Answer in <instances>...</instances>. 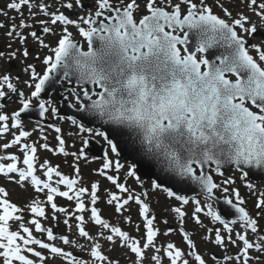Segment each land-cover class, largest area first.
Masks as SVG:
<instances>
[{
  "label": "snow or ice",
  "instance_id": "snow-or-ice-1",
  "mask_svg": "<svg viewBox=\"0 0 264 264\" xmlns=\"http://www.w3.org/2000/svg\"><path fill=\"white\" fill-rule=\"evenodd\" d=\"M230 2L214 0L222 15L206 0H90L88 4L56 0L55 11L44 0L7 3V9L20 16L19 24L13 23L7 31L8 37L25 44L27 37L20 30L31 28L27 21L42 14L46 19L36 23L56 39L50 45L37 31L28 33L48 50L42 58V74L32 64L25 68L29 80L24 84L30 94L16 87L13 79L18 78L0 75V137H12L0 144V152L5 153L0 155V177L24 192L31 188L45 195L20 206L0 186V264H48L49 258L61 264H121L120 257L105 254L117 248L126 250L123 256L130 264H164L165 258L168 264H209V260L264 264L260 225L264 191L250 211L232 177L220 183L215 178L223 177V170L231 166L255 195L256 186L248 178L264 176V0H239L251 16L244 11L234 14L227 6ZM85 9L86 15L76 11ZM0 15L8 13L0 9ZM4 55L0 52V57ZM16 55L8 53L10 58ZM22 55L28 57L29 50ZM54 84L63 88L61 99L73 115H59L55 98L42 97ZM5 103L18 107L8 114L3 111ZM34 113L40 119L31 131L26 130ZM49 115L69 121L76 129L69 135L79 138L77 151L67 150L60 126L40 123ZM48 129L56 133L55 146L45 134ZM33 132L40 134L39 141L31 140ZM94 137L102 138L105 146L102 156L91 157L101 161L95 175L112 186L104 189L103 202L129 226L132 218L124 213L134 204L140 220L135 231L143 228L140 236L102 215L97 206L102 199L99 179L87 186L83 183L79 162H89ZM13 147L19 155L7 151ZM40 150L71 156L72 173L65 174L48 159L41 161ZM129 157L135 162L128 164L121 178L125 168L121 159ZM138 165L155 177L150 190H143ZM129 178L142 190L129 186ZM154 193H162L167 201L160 207L163 219L152 206ZM57 198L74 207L58 205ZM61 217L77 239L45 227L49 219L59 225ZM167 217L176 228L169 226ZM158 221L167 226L164 236L179 233L186 250L173 242L157 245ZM88 225L97 229L95 234L87 230ZM197 232L205 245L222 255L201 253L193 239ZM57 241L86 252L89 259L65 250ZM102 242L109 247L105 249ZM230 246L237 249L234 254L228 252Z\"/></svg>",
  "mask_w": 264,
  "mask_h": 264
},
{
  "label": "rangeland",
  "instance_id": "rangeland-1",
  "mask_svg": "<svg viewBox=\"0 0 264 264\" xmlns=\"http://www.w3.org/2000/svg\"><path fill=\"white\" fill-rule=\"evenodd\" d=\"M48 2L49 5L51 6V9L53 11L56 10V7H59V5L56 3L55 0H49ZM117 0H113V3H116ZM206 2L213 7V11L219 15H222L221 11L219 8H217L214 4V0H206ZM8 3V0H0V9H3L4 11H6L8 13L7 16L4 15H0V22H2L5 27L0 28V47L1 52L5 53V55L3 57H0V75L3 74H8L14 78H18V79H13V83L16 85V87L21 88L22 91H24L26 94H30V90L28 89L27 85L24 84L25 80H29V75L28 73L25 72V68L27 67L28 64H32L36 71L39 73H43L44 70V65L42 64V58L44 55L48 54V50L47 49H42L39 47L38 42L34 41L33 38L31 36H28V33L30 31V29L26 30H20L22 31L23 35H25L27 37V42L25 44H21L19 42V40L17 38H15V36L13 37H8L6 35L7 31H8V26L12 25L13 23L15 24H19V20H20V16L18 13H16L15 11L9 10L7 9L6 5ZM53 6V7H52ZM227 6L230 7V9L233 11V13L235 14L237 11H244L247 13V9L240 4L239 0H231V2L229 4H227ZM63 10V9H61ZM25 15H27V9H24ZM79 12V10H78ZM80 15H86L87 14V9L84 10L83 12H79ZM251 16V13H247ZM13 17H15V19L13 20ZM37 18H39V16L36 17L35 20H28L27 22H31L34 23ZM75 18V17H73ZM253 21H256V17H254ZM258 22V21H256ZM56 32H60V28H56L55 29ZM74 32L75 34V30L74 29H70ZM58 35V34H57ZM51 38V34L47 37L44 38L46 43H49L50 45H54L55 39L56 37L53 39ZM78 38V37H77ZM255 42V41H250ZM7 45V46H6ZM9 45H11V47H9ZM28 45H30L31 47H33L34 49H39L42 50L40 53L35 50L33 52H30V55L28 57H24L22 55V52L24 51V49H28ZM15 51L17 53L16 58H10L8 56V53ZM254 54V53H253ZM39 57V59H38ZM13 62L14 63V67H10V63ZM56 104V103H55ZM18 107V104H11V105H6L4 110L6 113L10 114L12 111L16 110V108ZM48 119V123L51 124H57L58 126H60L63 129V136L64 139L67 141L68 144V148L67 150L69 152L72 151H77L79 149V147L81 146V142L79 140V138L75 135H69L70 132L75 133L76 129L71 125V123L69 121H59L57 119L52 118L50 115L47 117ZM47 123V124H48ZM35 126V123H29L28 127L26 130L31 131L32 128ZM46 135H48L49 137V143L53 146H55L56 142L54 140V137L56 135L55 132H53L52 130L48 129L46 130ZM39 133L38 132H33V136L31 137V140H37L39 141ZM87 135V134H85ZM4 139L2 140V143H6L8 142L12 137L11 134H5L4 135ZM98 140H100V137L97 138ZM42 142V141H40ZM0 141V144H2ZM73 145H75L73 147ZM11 150H15V147L11 148ZM13 151H8L10 153H15ZM51 153L45 152L43 150L39 151V156L41 158V161L43 159H48L51 161V163L53 165H59L60 166V170L62 172H64L65 174H71L72 173V169L70 168V165L73 163V158L71 156L65 158L62 155H52ZM112 159H116V157L113 155ZM67 161V163L65 162ZM122 164L125 165V168L122 169L120 175L121 178H123L124 173L127 169L128 164L121 162ZM101 164L100 160H92L91 157L89 156V162H85L84 160H81L79 162V166H80V171H81V175L83 178V183L85 186H87L89 184L90 181L93 180H100L101 182V187H100V195H101V202L98 203V207L103 209L102 215L109 219L111 222L113 223H119L120 226L125 230L130 232L133 236H140L143 234V228L141 225V230L140 232H136L135 231V224L136 223H140L138 214H137V208H133V210L131 209L130 212H125L124 215H130L133 221V224L131 226L124 224L123 222V218L121 217L119 220H117V218L112 214V210L109 208V206L103 202L104 200V189L105 188H111L112 186L109 184L108 181L98 177L95 175L94 170L97 169ZM90 177V178H89ZM226 177H232L235 180V184L233 186L237 187L240 192L241 195L248 201L247 203V207L248 209L251 211L254 207V202L256 200V197L259 195L260 192L264 191V183L263 184H255L256 186V191H255V195L249 191V189L245 186V182H242L240 179V173L238 172H227L224 174L223 177L220 176H216V182L220 183L223 179H225ZM86 179V180H85ZM130 183H129V182ZM128 184L131 186V180H128ZM148 184V183H147ZM144 185V189L143 190H150V185ZM10 189V188H9ZM9 199L15 203H17L20 206H23L24 204H26L30 199L32 198H38V199H45V195H43V193H38V194H34L35 192L29 188L27 192H24L22 189L20 188H12ZM115 190V189H113ZM142 189H140V187L137 185V191H141ZM34 192V193H33ZM153 195V199H152V206L154 208V210L156 211L157 215L163 219L165 218L164 214L160 212V207H162L164 204L167 203L165 197L163 196L162 193H154ZM217 195H220V193H217ZM159 199L160 200V205H157L155 203V200ZM87 202V201H86ZM56 203L58 205L61 206H65V207H74V204H70V202H68L67 200L63 199V198H57L56 199ZM191 210V206H189V211ZM49 215L51 214V209H47ZM254 214V213H253ZM27 218V217H26ZM169 219V226L176 228L177 225L176 223L171 219V217H167ZM62 219L63 217H61V223L59 225H55L50 219L45 223V227H53L54 230L58 229V234H62V235H69L72 239H77V237L75 235H73L72 233H70L68 231V229L63 225L62 223ZM74 223V222H73ZM206 224H208L209 227H213V225L211 223H209L207 220L205 221ZM158 227L161 230V234L158 237L156 243L157 245H164L167 242H173V243H182L183 247H186V245L183 244L182 242V238L180 237L178 232H173L171 235L169 236H164L163 232L165 230V228L167 226H165L164 224L160 223L159 221L157 222ZM260 225L262 228H264V219L260 220ZM218 226V225H217ZM188 227L191 228L192 224L191 221H189ZM16 226L13 225V230H15ZM87 230L92 233L95 234V232L97 231L96 228L92 227L91 225L87 226ZM34 235L39 236V234L34 233ZM200 233L197 232L196 235L193 236V239L196 241L198 247H200V251H202V253L206 256L209 257L210 255V250L212 252H215L216 255L221 254V250L216 249L214 246L212 245H205L201 239H200ZM250 239H254V237L250 236ZM58 246H62L65 248V250H70L73 251L77 256L82 257L83 259L87 260L89 259L88 254L85 253H81L79 252L77 249L75 248H69V246L66 245H61L59 241L56 242ZM81 243H83V240H81ZM103 246L105 249H107L109 247V245H107L106 243L102 242ZM232 247L230 246L228 250H230ZM37 250H40L39 248H37ZM44 251V254L46 256H48L49 254L46 252V250H42ZM125 249L122 248H117L115 251L112 252H108L106 251L105 254L109 255L110 257H120L121 260V264H130V260L128 258H125L123 256V253L125 252ZM152 253L149 251L148 255L150 256ZM132 259H134V257H132ZM211 262V260H210ZM209 262V263H210ZM48 264H61L59 259H53V258H49L48 259ZM147 264V262H146ZM164 264H168L166 258L164 261ZM212 264V262L210 263Z\"/></svg>",
  "mask_w": 264,
  "mask_h": 264
},
{
  "label": "water",
  "instance_id": "water-1",
  "mask_svg": "<svg viewBox=\"0 0 264 264\" xmlns=\"http://www.w3.org/2000/svg\"><path fill=\"white\" fill-rule=\"evenodd\" d=\"M53 92H55L57 94V97H58L57 101L60 104L59 113L60 114L67 115V116L68 115H73L74 114V111L72 109H70V108H67L66 102H64L61 99V95L60 94L63 92V88L61 87L60 84H54V85H52L51 87L48 88L47 92L45 94H42V95L44 97H46V98H50V96H51V94ZM31 118L34 119V120H39L40 119L38 116H32ZM42 121L43 120H40V122H42ZM104 147L105 146H101L96 141L92 140L91 148L89 150V154L94 155V156H102L103 155ZM121 160L126 161L129 164L135 162V161L132 160L131 157H129L127 160H124V159H121ZM229 170H235V169L232 168L231 166H227L223 171L225 173V172H227ZM138 175H140V177L143 178V179L152 180V179L155 178L154 176H151V175L146 174L145 169L142 166H139V165H138ZM248 179L250 181H253V182H260V183H263L264 182V176H261L259 174L251 175Z\"/></svg>",
  "mask_w": 264,
  "mask_h": 264
}]
</instances>
